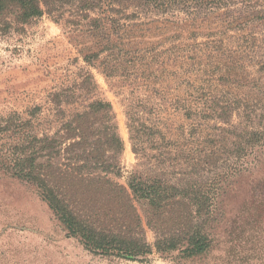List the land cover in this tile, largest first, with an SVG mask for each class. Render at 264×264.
<instances>
[{
    "label": "trees",
    "instance_id": "obj_1",
    "mask_svg": "<svg viewBox=\"0 0 264 264\" xmlns=\"http://www.w3.org/2000/svg\"><path fill=\"white\" fill-rule=\"evenodd\" d=\"M66 5L76 8L71 17L88 21V35L96 43L83 58L95 65L103 56L99 67L128 54L121 46L131 24L123 19L149 11H179L214 21L202 43L205 48L199 50L202 55H197L200 59L188 64V69L197 67L196 73L203 75L200 81L208 87L193 86L196 92L201 90L202 101L178 108L186 121L197 120L192 122L189 146L180 145L177 151L183 155L180 165L185 171L178 177L165 169L157 173L144 168L147 145L159 148L155 136L167 137L150 117L151 104L138 109L131 105L130 138L141 162L124 183L116 179L123 175L119 162L123 142L111 101L88 97L84 105H72L93 88L89 68L76 87L52 95L60 125L52 133L29 129L30 121L17 118L0 125L1 138H7L0 145V171L35 185L67 236L77 238L95 255L144 261L156 251L170 254L173 264L209 258L223 221L222 195L236 178L247 171L253 175L264 163V40L258 39L256 30L264 27V0H0V15L12 14L21 24L44 14L58 20L64 18ZM232 30L240 35L249 31L235 48L218 37ZM258 53L261 76L241 83L237 69ZM107 65L106 76L113 74ZM219 86L222 89L217 90ZM232 86L249 89L243 96L223 94V88ZM251 196L246 209L250 218L241 225L245 227L233 238L229 252L238 253L233 256L238 261L254 258L262 261L254 264H264V175L254 183ZM145 225L156 232L153 243Z\"/></svg>",
    "mask_w": 264,
    "mask_h": 264
},
{
    "label": "rangeland",
    "instance_id": "obj_2",
    "mask_svg": "<svg viewBox=\"0 0 264 264\" xmlns=\"http://www.w3.org/2000/svg\"><path fill=\"white\" fill-rule=\"evenodd\" d=\"M63 9L66 11L64 18L57 20L44 14L24 24L16 21L12 14L0 15V125H5L10 118H17L19 122L30 121L29 129L52 133L60 126L54 115L52 95L76 87L89 68L95 78L93 88L88 93L84 91L72 105H84L88 97L111 101L123 142L119 159L123 175L116 179L124 183L141 162L131 142L127 113L131 105L138 109L147 104L153 106L150 117L164 129L167 138L155 136L159 139V148L147 145L145 160L148 163L144 168L157 173L165 169L170 175L179 177L185 170L180 165L184 161L183 155L177 151L180 145L189 146L194 128L192 122L197 120L186 121L183 111L178 108L185 103L201 102V90L196 92V89L208 87L200 81L203 75L196 73L197 67L188 69V64L200 59L197 55H202L199 50L205 48L206 44L202 43L208 39L206 35L214 21L179 11L167 14L149 11L123 19L131 24L121 46L128 54L120 57L121 61L117 63L109 62L111 58L99 67L103 56L94 61L96 66L89 65L83 58L96 43L95 38L88 35V21L71 17L70 11L76 9L73 5ZM256 30L258 39L264 40V27ZM248 34V30L241 35L232 30L229 34L219 33L218 37L227 46L235 48ZM257 55L252 61L245 58L243 68L237 69V80L241 83H246L247 78L261 76L258 72L261 55ZM106 65L113 74L106 76L103 72ZM247 88H223V94L243 96ZM220 89L219 86L217 90ZM160 91L166 93L164 97ZM69 106L64 105L67 109ZM36 107L40 109L32 112ZM3 133L0 129V145L7 141V138H1ZM258 168L253 175L244 172L222 195L223 221L216 231V238H219L216 249L209 258L186 264H227L228 259L231 264L262 262L254 258L238 261L233 257L238 253L229 252L233 238L245 227L241 225L250 218L246 209L254 183L264 175V163ZM147 235L153 243L155 230L147 227ZM169 255L155 251L144 261L95 255L77 238L67 236L35 185L0 171V264H173Z\"/></svg>",
    "mask_w": 264,
    "mask_h": 264
}]
</instances>
